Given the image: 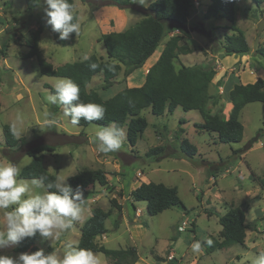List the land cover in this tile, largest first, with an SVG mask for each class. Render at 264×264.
Masks as SVG:
<instances>
[{
    "label": "rangeland",
    "instance_id": "374dc122",
    "mask_svg": "<svg viewBox=\"0 0 264 264\" xmlns=\"http://www.w3.org/2000/svg\"><path fill=\"white\" fill-rule=\"evenodd\" d=\"M73 1L80 32L77 35L73 33L70 40H59L58 34L52 33L46 26L45 17L43 20L45 27L40 34L39 48L44 58L55 66L84 59L90 54L106 58L105 48L98 41L100 34L118 31L115 24L121 22L120 28H127L146 12V7L140 4L141 0H132L134 4L128 8L130 14L125 18L109 15L110 13L105 11L104 7L108 5L109 0ZM150 1L152 0H144V4ZM197 1L198 5L193 6L195 12H191L196 14L194 15L196 20L190 23L197 24L195 28L197 33L206 35L210 33V36L205 43L198 34H194L195 41H187L192 49L191 52L179 53L174 60L176 68H179L181 63L216 64L215 55L222 51L224 34L231 32L225 25H217L213 28V21L201 22L205 21L203 17L205 5L204 1ZM250 1L238 0L235 7V25L244 33L250 48L255 49L264 44V3L258 8ZM248 2L250 10L246 9ZM41 12L44 16L42 4L28 10L25 0H0V165H6L11 161L23 167L30 161V157L26 154L28 148L47 144L51 145L53 150L43 152V165L48 172L56 176V179L59 177L63 180L83 168H88L82 157L84 153L92 151L91 147L96 145L93 142L96 132L94 125L98 124L91 123L82 128L79 125L73 126L69 118L63 116L62 109L58 105L47 102L46 97L53 93L51 89L54 88L57 80L64 77L42 75L35 57L27 58L25 55L32 41L31 33L37 27L38 14ZM223 21L225 20H221ZM168 34L146 61V65L155 62L153 60L159 56L163 44L169 37ZM262 61L264 62L263 59ZM145 64L127 77L123 76L121 69L106 91L100 88L102 75L94 76L88 88L96 89L105 96H112L124 87L139 86L145 78ZM217 75L218 72L209 86L212 98L208 107L212 113L224 115L226 92H221L218 87L222 80L215 81ZM220 98L224 99L219 101ZM46 113L50 116L46 117ZM140 114L147 119L148 125L136 144L130 146L125 139L121 151L126 153L117 151L112 157L106 156V169H102L108 172L107 185L95 184L87 188V194L101 193L99 197L94 195L95 201H90L88 207L90 213L93 207L110 210V215L105 220V226L110 233L109 241L102 243L100 236L97 238L98 243L109 249L133 247L138 261L137 263L136 260L132 261L130 255L115 259L102 252H95L99 254L102 264H187L195 256H197V264H252L254 256L259 253L258 248L252 249L250 246L244 248L235 244L228 248L209 251L206 250L207 245H204L203 253L197 254L192 252L191 245L196 240L218 238L217 214H223L230 203L243 206L245 209L248 204V200L243 197L245 192L237 195L233 193V187L247 191L258 185L255 182L257 177L264 175V103L249 102L242 108L239 119L243 125V137L240 142L229 144L219 142L216 133L201 131L195 127V123L202 122L196 110L184 111L177 107L172 114L155 116L147 108ZM18 116L20 119H17ZM49 118L54 119L56 123L52 126L46 125L45 120ZM180 120L183 122L180 123ZM4 123L12 126L17 137H23V143L14 149L4 144L2 133ZM178 127H181V130H178ZM89 131L91 135L88 137ZM199 131L201 132L198 133ZM252 138L255 140L250 149L244 151L245 156H240L244 145ZM183 139H188L195 147L190 157L185 156L180 149ZM156 145H165L162 155L157 160L153 155H145L149 148ZM111 162H117L120 168H112ZM147 181L176 186L186 209L173 207L157 215H149L144 201L135 202L139 208L135 212L141 215L140 227L146 230L144 229L145 234L140 235L141 237L137 235L134 236L136 239L130 238L129 232L124 230L125 226L115 229L119 225V219L113 215L114 210L117 209L110 204V201L115 200L121 208L125 206L128 208L129 191L141 182ZM261 195L262 199L258 205L253 206L251 211L246 209L245 218L247 217L248 221L253 216L254 210L264 212V190H261ZM131 213L128 212L130 220H132ZM208 214L210 216H207ZM89 215L87 208L84 207L81 219L74 223L72 229L62 233L59 238L45 240L40 237L36 245L44 251L52 247L50 252L54 249L63 251V246L67 242L76 245L80 234L76 226H80ZM133 215L132 213V217ZM255 219L247 223L249 228L246 232L251 229ZM2 223L3 211H0V226ZM176 223H178L176 226L178 234L174 230ZM179 225H183L182 231L179 230ZM174 234H177V240L169 244V239ZM114 236H117V242L114 241ZM252 238L253 236L250 240ZM260 242L259 247L264 248V239ZM248 243L250 245V242ZM170 248L176 255L170 258L174 259L172 261L168 260ZM13 249H4L0 254L18 256L20 252H15ZM236 254H239V258L235 257ZM161 259L162 261L165 259V262H160Z\"/></svg>",
    "mask_w": 264,
    "mask_h": 264
},
{
    "label": "trees",
    "instance_id": "16d2710c",
    "mask_svg": "<svg viewBox=\"0 0 264 264\" xmlns=\"http://www.w3.org/2000/svg\"><path fill=\"white\" fill-rule=\"evenodd\" d=\"M251 1L256 7L264 2V0ZM69 2L74 5L73 0H69ZM25 3L28 10L38 6L36 0H25ZM133 4L132 0H109L108 2V5L122 9L132 7ZM235 7L236 0H209L203 13L205 20L224 19L229 24L227 28L231 32L224 34L221 45L223 56H241L251 52L244 33L235 25ZM191 12H195L192 0H153L146 7L145 15L124 30L100 34L98 41L105 48L106 58L90 54L84 59L65 62L57 66L46 60L39 48L40 34L45 27L44 16L41 12L38 14L37 27L31 33L32 41L28 45L25 55L27 58L35 57L42 75L70 78L79 84L81 101L84 103L104 104L107 109L105 118L93 122L81 120L79 124L81 127L91 123L108 125L114 121L117 125L126 127V140L129 145L134 146L148 125L147 119L140 114L142 110L149 108L152 114L161 116L165 112L172 114L177 107H180L184 111H198L202 122L194 124L197 129L216 133L217 139L221 143H238L243 137V125L239 114L249 102L264 103V79L258 78L255 82L247 84L236 81L224 95L225 99L232 104L228 117L212 113L208 107L209 100L212 98L209 86L216 74V64L211 62L193 65L181 64L179 68H176L174 63L179 53L186 54L192 50L187 44L180 43L183 38L181 34H171L174 30L185 29ZM213 28L216 27L213 26ZM166 34L169 37L163 44L159 57L145 73L141 85L124 87L112 96H105L96 89L88 88V84L94 76L102 75L100 88L106 91L121 69L123 76L127 77L134 70L142 67ZM209 34L206 36H210ZM253 54L264 60V44L255 48ZM93 63L98 65L95 70L90 68ZM51 92L54 93V88L51 89ZM182 122L180 120V123ZM180 128L178 127V130H181ZM2 133L4 144L8 148L14 149L23 143V137H17L12 126L8 123L2 125ZM254 140L255 138H252L244 145L243 152L249 149ZM164 149L165 145H156L149 148L145 155H153L158 159ZM180 149L185 156L190 157L193 155L195 147L188 139H183ZM52 150L53 147L47 144L28 148L26 154L30 157V161L22 167L20 178L45 176L47 177L46 182L55 181L56 176L48 172L43 165V152ZM257 182L259 187L264 190V175L257 177ZM67 183L73 188H76L77 185L81 186L85 195L88 193L89 186L95 184L105 186L108 179L102 168H83L69 176ZM129 196L133 205L137 201H144L149 215H157L173 207L186 209L179 197L177 187L161 182H141L130 190ZM110 204L119 211L121 210V206L115 200H111ZM245 212L246 209L242 206L231 205L223 214H217L218 223L221 226L220 240L214 239L213 245L206 246V250L213 251L235 244L243 245L246 230L249 228L245 223ZM109 215V209L93 207L90 215L80 226V236L76 245L90 248L94 252H102L115 259H122L130 255L132 261H135L137 255L133 247L109 249L98 243L97 238L107 232L105 220ZM258 221L262 222L264 228V215L257 217L254 223ZM116 222L118 223V221ZM39 238V235L27 238L13 250L20 253H33L40 249L36 245ZM51 250L52 247H48L45 253L47 254Z\"/></svg>",
    "mask_w": 264,
    "mask_h": 264
},
{
    "label": "clouds",
    "instance_id": "9594fccd",
    "mask_svg": "<svg viewBox=\"0 0 264 264\" xmlns=\"http://www.w3.org/2000/svg\"><path fill=\"white\" fill-rule=\"evenodd\" d=\"M36 3L43 5L45 24L52 33L58 34L59 40H70L73 33L79 34L80 24L74 5L69 0H36ZM140 4L144 5V0ZM97 67L95 63L90 65L92 70ZM46 100L52 105H58L63 116L70 118L73 126H78L81 120L101 121L107 111L103 103L81 101L80 85L70 78L58 79L54 93H50ZM45 115L50 116L48 113ZM55 123L51 118L45 120L48 126ZM94 127L96 132L93 142L97 152L107 154L122 148L126 139L123 127L114 121ZM21 171V165L11 161L0 165V211H3L0 251L18 247L25 239L37 235L45 240L59 238L62 233L72 229L84 211L86 199L81 186L73 188L67 179L59 177L50 182H46L45 176L25 180L20 178ZM204 245L211 247L213 240H196L191 250L193 253H202ZM0 264H102V261L92 249L67 242L63 251L54 249L47 254L43 248L18 256L0 254ZM252 264H264V250L254 256Z\"/></svg>",
    "mask_w": 264,
    "mask_h": 264
},
{
    "label": "crops",
    "instance_id": "0c3cea01",
    "mask_svg": "<svg viewBox=\"0 0 264 264\" xmlns=\"http://www.w3.org/2000/svg\"><path fill=\"white\" fill-rule=\"evenodd\" d=\"M202 1H204V5H205V9H206V6L209 3V0H202ZM150 2L145 3L144 6L147 7ZM237 2H238V0H236V4H237ZM249 6H250V3L248 2L246 9L250 10V7ZM104 8H105V11H107V12L110 13L109 15H114L116 17L118 16L119 18L120 17H124V18L125 17H128L129 14H130L129 13L130 11H129L128 8L127 9H122V8H118L117 6H114V5H107ZM194 15H196V14L195 13H193V14L191 13L189 15L188 21H187V24H186L184 30H174L172 32V34H181L183 36L182 41H184L185 44H187V41L188 40L195 41L193 39L194 38V34H198L201 37V40H204V42L206 43V42H208V38L207 37H209V36H206V34H203V33H197L196 30H195L197 24H191L190 23L191 21L193 22V21L196 20V16H194ZM141 18H139V19H141ZM221 20H224V19H211V20H205V21H201V22H207V21L210 22V21H213L214 22L213 23L214 24L213 25L214 27L217 26V25L218 26L219 25H221V26H224V25L225 26H228L229 25L226 20L223 21V22H221ZM117 24H115V26H117V30L118 31H121V30H124L125 29V28H120L122 22L118 24L120 26H118ZM187 45L189 46V44H187ZM253 51H254V49H251V52L250 53L244 54V55H241V56L240 55L223 56L222 55V52H219L217 54L215 53L216 54L215 55L216 62H217L216 63V74L218 72V75H217L215 81H217L218 79H221L222 80L221 84H219V86H218L220 88L221 92L223 91V93H224V92L228 91V89L236 81H239V82H241L243 84H247V83H253V82H255L258 78L264 79V62L262 61V59L259 56L254 55L253 54ZM186 54H188V53H186ZM159 55H160V53H159ZM158 57L156 56L153 61H156ZM152 63L153 62L149 63L150 65L149 64H147V65L145 64L144 67H145L146 72L148 71V69L152 65ZM181 64H183V63H181ZM217 92L219 93V91H217ZM222 99H224V98H220L219 101H221ZM231 107H232L231 102H228L227 101L226 102V110H224V112H223V114H224L225 117H228ZM164 114H167V112H165ZM123 128L126 131V127L124 126ZM61 131H64V130H61ZM200 132L201 131H199L198 133H200ZM90 135H91V131H89L88 137ZM88 137H87V140H88ZM93 147H91L92 151H89L87 154L84 153V155H83L82 158L88 164V168H91L92 167V168H105L106 169V167H105L107 165L106 156L112 157L113 155H115V152H113V153H107V154H105V153H99V152H97V150L95 148L96 145H95L94 148ZM118 152L126 153L124 151H121V149ZM240 156H245V152H242L240 154ZM114 157H116V156H114ZM155 159L157 160V158H155ZM110 166L112 168H114V169H119L120 168V166H119V164L117 162H111L110 163ZM107 175H108V172H106V176ZM211 178H213V177H211ZM107 179H108V176H107ZM255 182L258 184L257 180H255ZM135 187H133L132 189H134ZM261 190L262 189L259 187V185H256V187L253 186L252 189H248L247 191H241V189H236V188L233 187V193H235L237 195L242 194L243 192H245V194H243V197H245L248 200V204L246 206V209H248L249 211H251L253 209V206L258 205V202L261 201V199H262L261 198L262 197ZM129 193H130V191H129ZM94 195H98V197H99V196H101V193H94V192H92V193H89L86 196H84L85 199H86V202H87V203L85 202L87 205H84V207L87 208V212H89V214H90V210L88 209L89 203H91L90 201H92V200L95 201L96 196H94ZM129 198H130V196L128 194L127 199H129ZM231 205H233V204L230 203L229 204V207ZM233 206H237V205H233ZM136 210H139V208L136 205H133L132 202H131V200H130V203L128 205V208L125 206V207L121 208L120 211L118 209L117 210H114V213H113V215L114 216H117V219H119L118 220L119 221V225L115 229H118L120 226L121 227H124L125 226L124 230L127 231V232H129L130 238L131 237L135 238L134 236H137V235H139V237H141L143 234H145V230H146L144 227H140V224H141L140 222L141 221L139 220V218L141 217V215L138 212H135ZM129 211L134 214L133 217H132V213H131L132 220H130V218L128 217V212ZM140 213H142V212H140ZM245 215H247V211H246ZM261 215H264V212L255 211L254 210L253 216H251V218L249 219L250 221H248L247 220V217H246L245 218V223L251 222V220H253L254 218L260 217ZM207 216H210V215H207ZM260 222L253 223L251 225V229H248V232H246V237H245L244 244L243 245H240V246H242L244 248H247V247L250 246V248H252V249H257L258 248V251L259 252L262 251V250H264V248L259 247V245H261V242L260 241L264 239V228H263L262 223H260ZM217 223H218V217H217ZM177 225H178V223L175 224L174 230L178 234L179 231H177V229H176V226ZM80 226H78V225L76 226L78 230H80ZM220 229H221V226L219 225V227L217 229V233L220 232ZM109 234H110L109 231H107L105 234H103L102 237H101L102 239L100 241L102 243H107L109 241V237H108ZM177 234H174L173 236L170 237L169 244H171L173 241L177 240ZM247 234H248V236H247ZM79 236H80V234H79ZM79 236H78V239H79ZM209 236H211V235H209ZM251 236H253V238L250 240ZM114 237H115L114 238L115 239L114 241L117 242L118 241L117 236H114ZM219 238L220 237L215 238V239L220 240ZM248 242H250V245H249ZM225 248H228V247H225ZM220 249H223V248H220ZM169 250L170 251H169L168 256H170V257H169L168 260L169 261L170 260L172 261L174 259H170V258H172V257H174L176 255L174 254L173 250H171V248ZM202 253H199V254H202ZM235 257L236 258H239V254H236ZM196 259H197V256H195L194 259L193 258L190 259L187 264H197L198 263V260H196ZM162 260L163 259H161L160 262H165V259H164V261H162ZM137 261L138 260H136L135 263H137Z\"/></svg>",
    "mask_w": 264,
    "mask_h": 264
},
{
    "label": "built area",
    "instance_id": "2783aa9c",
    "mask_svg": "<svg viewBox=\"0 0 264 264\" xmlns=\"http://www.w3.org/2000/svg\"><path fill=\"white\" fill-rule=\"evenodd\" d=\"M192 4H193V6H196V5H198V1L197 0H192ZM178 228H179L180 231H182L184 227H183V225H179Z\"/></svg>",
    "mask_w": 264,
    "mask_h": 264
}]
</instances>
